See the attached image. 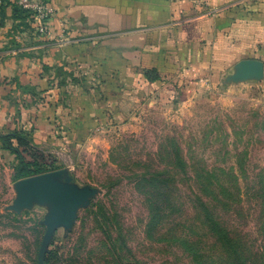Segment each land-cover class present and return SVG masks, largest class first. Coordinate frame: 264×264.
Listing matches in <instances>:
<instances>
[{
  "label": "rangeland",
  "instance_id": "1",
  "mask_svg": "<svg viewBox=\"0 0 264 264\" xmlns=\"http://www.w3.org/2000/svg\"><path fill=\"white\" fill-rule=\"evenodd\" d=\"M205 76L171 78L138 101L103 100L102 122L64 147L37 148L21 118L19 108H26V101L16 97L7 101L12 123L0 126V137L21 134L29 140L28 152L44 157L39 164L45 168L32 177L58 174L61 183L98 191L77 209L69 227L55 229L45 264H192L180 249L156 244L145 235L147 189L138 193L137 180L157 172L161 179L169 176L172 168L166 152H172L174 145L184 160L201 161L208 168L233 165L234 156L240 154L248 176L261 172L264 178V87L241 82L233 73L215 81ZM76 83L87 90L96 87L97 98L107 95L92 74ZM11 142L25 159L32 158L24 146ZM16 165L15 155L0 142V264H38L45 218L53 202L35 200L16 209L20 181ZM184 188L182 193L187 194ZM92 204L98 207L91 210ZM186 214L185 221L190 218V212Z\"/></svg>",
  "mask_w": 264,
  "mask_h": 264
},
{
  "label": "crops",
  "instance_id": "2",
  "mask_svg": "<svg viewBox=\"0 0 264 264\" xmlns=\"http://www.w3.org/2000/svg\"><path fill=\"white\" fill-rule=\"evenodd\" d=\"M42 1L55 8L45 35L0 2V126L12 123L9 99L26 101L37 148L69 146L102 120L103 100L138 101L177 76L233 73L264 87V0ZM88 74L106 96L76 83Z\"/></svg>",
  "mask_w": 264,
  "mask_h": 264
},
{
  "label": "trees",
  "instance_id": "3",
  "mask_svg": "<svg viewBox=\"0 0 264 264\" xmlns=\"http://www.w3.org/2000/svg\"><path fill=\"white\" fill-rule=\"evenodd\" d=\"M13 140L27 152L29 140L17 133L0 137L2 148L17 158V179L35 176L45 168L39 164L43 156L28 152L32 158L25 159ZM173 147L172 152H166L167 165L172 168L169 176L161 179L162 173L157 172V176L137 180L138 193L147 189L145 235L156 244L180 249L192 264H264L262 173L249 177L247 162L240 154L234 156L233 165L208 168L201 161L184 160L180 147ZM97 207L92 204L90 209ZM188 211L190 225L184 220ZM169 220L170 227L165 228Z\"/></svg>",
  "mask_w": 264,
  "mask_h": 264
},
{
  "label": "water",
  "instance_id": "4",
  "mask_svg": "<svg viewBox=\"0 0 264 264\" xmlns=\"http://www.w3.org/2000/svg\"><path fill=\"white\" fill-rule=\"evenodd\" d=\"M242 67L248 73H259L261 70V64L257 61H244ZM57 176L58 174H46L29 177L21 179L17 184L16 209L26 208L35 200L53 202V208L45 218L46 230L38 251V264H45L47 247L55 229L60 225L69 227L74 221L77 209L98 193L95 188L78 189L61 183Z\"/></svg>",
  "mask_w": 264,
  "mask_h": 264
},
{
  "label": "built area",
  "instance_id": "5",
  "mask_svg": "<svg viewBox=\"0 0 264 264\" xmlns=\"http://www.w3.org/2000/svg\"><path fill=\"white\" fill-rule=\"evenodd\" d=\"M2 0H0L1 2ZM14 6L27 11L35 23V31L39 35H45L47 24L55 15V8L42 0H10Z\"/></svg>",
  "mask_w": 264,
  "mask_h": 264
}]
</instances>
